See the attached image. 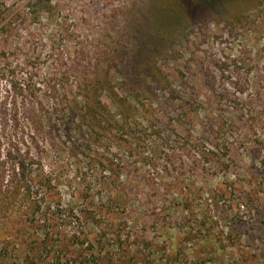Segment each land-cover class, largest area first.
I'll return each instance as SVG.
<instances>
[{
	"label": "rangeland",
	"instance_id": "1",
	"mask_svg": "<svg viewBox=\"0 0 264 264\" xmlns=\"http://www.w3.org/2000/svg\"><path fill=\"white\" fill-rule=\"evenodd\" d=\"M169 7L0 0V61L75 103L68 123L90 124L73 132L45 111L54 95L37 92L56 127L34 136L29 99L0 80V162L28 155L41 184L0 203V264H264V0L178 9L156 28ZM2 177L7 189L10 167ZM46 228L62 245L51 257L39 247Z\"/></svg>",
	"mask_w": 264,
	"mask_h": 264
},
{
	"label": "trees",
	"instance_id": "2",
	"mask_svg": "<svg viewBox=\"0 0 264 264\" xmlns=\"http://www.w3.org/2000/svg\"><path fill=\"white\" fill-rule=\"evenodd\" d=\"M170 1V12H158L157 18L158 22L155 23L156 28L158 29H165L168 25V20L169 16L173 14L174 16L178 17V12H176L178 9H189L192 11V15L196 16L197 11L205 9V11H211L215 7L219 6L221 4L222 0H169ZM228 1H236V0H228ZM163 11H166V8L163 9ZM204 11V10H203ZM185 13V12H183ZM179 18V17H178ZM151 36L149 33L145 34V36L136 37V42H137V50L139 51L137 56L143 57L144 55V50L147 53V50L149 49V42H150ZM0 80H6L10 87L12 88V94H13V99L17 98L20 96L21 100L24 98H28L29 102L25 101L28 103L27 106L24 107V113L27 115V120L30 122L31 128L30 131L32 135L37 136L38 134H44L45 137L47 138H53L54 137V124L51 123L50 119L49 121L45 124V118L41 117L38 115L40 114L39 108H36L37 103L34 101L35 98L37 97V92H39V98H52L51 95H54V100L56 99L57 105L55 106L56 108L54 110L51 109V111H47V114L51 115V112L56 111V114H60L62 117L65 118V123L70 125V128L72 129L73 132H76L78 134H85L84 136L87 135V130L88 133H90V124L87 126V128L84 126L82 120L78 121V125L74 123H68V116L72 112L71 108L75 107V103H71V107L65 108V103L63 102L62 99L58 100L57 99V90L54 87H50L48 85H45L42 87L43 88V93L40 91V89L36 90L34 86H31V80L29 78H25V80L21 81L17 76L15 71H8V67L6 66L5 63L0 61ZM45 93V95H44ZM100 105L99 103H97ZM2 105V112H4L3 106L5 105L4 103H1ZM42 105V103H41ZM13 107L11 110L13 111V124L14 128L18 124V111L16 106L12 105ZM73 113V112H72ZM87 120L91 122V120H94V117H86ZM63 123V119L61 120ZM51 123V124H50ZM51 125V126H49ZM56 127V126H55ZM70 128L68 130H70ZM90 136L85 138L84 142L85 144L90 143ZM7 155L11 156L12 154H16L17 156L11 160V164L4 163L3 161L0 162V203H5V204H11L14 202V192H17L19 189H23L28 195H32L33 192L41 187V184H38L35 182V176H32L30 174L32 173V170L30 168L31 165H34L31 160H28V155L25 154H20L18 150L11 149L6 152ZM16 160H18L16 162ZM5 167H10L11 172H12V178L10 179L9 186L7 189H3L2 187V173L3 169ZM40 181V180H39ZM42 182V181H40ZM6 190V191H4ZM35 194V193H34ZM36 195V194H35ZM2 196V197H1ZM4 197V198H3ZM34 198V197H33ZM29 199V205L32 203H35L37 205V200L35 199ZM37 212L40 211V205H37ZM47 225V224H46ZM44 233L42 232L43 239L39 242V247L40 249L47 252L48 257H51L54 253H58L62 249V245H55L54 243L50 242V239L48 237V228L44 229ZM65 249L66 247L63 246ZM112 261V259H111ZM100 264H103L101 261L98 260Z\"/></svg>",
	"mask_w": 264,
	"mask_h": 264
}]
</instances>
